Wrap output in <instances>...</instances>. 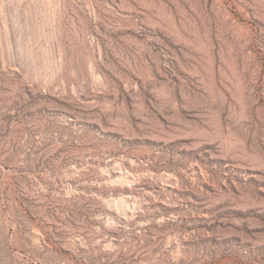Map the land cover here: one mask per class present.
<instances>
[{"label":"rangeland","instance_id":"obj_1","mask_svg":"<svg viewBox=\"0 0 264 264\" xmlns=\"http://www.w3.org/2000/svg\"><path fill=\"white\" fill-rule=\"evenodd\" d=\"M0 264H264V0H0Z\"/></svg>","mask_w":264,"mask_h":264}]
</instances>
